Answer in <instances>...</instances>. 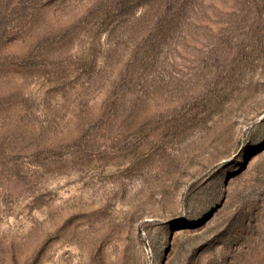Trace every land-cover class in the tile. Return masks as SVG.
<instances>
[{
  "label": "rangeland",
  "instance_id": "rangeland-1",
  "mask_svg": "<svg viewBox=\"0 0 264 264\" xmlns=\"http://www.w3.org/2000/svg\"><path fill=\"white\" fill-rule=\"evenodd\" d=\"M0 264H264V0H0Z\"/></svg>",
  "mask_w": 264,
  "mask_h": 264
}]
</instances>
